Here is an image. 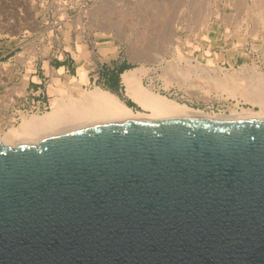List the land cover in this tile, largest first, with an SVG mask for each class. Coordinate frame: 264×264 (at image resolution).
Returning <instances> with one entry per match:
<instances>
[{"label":"water","instance_id":"water-1","mask_svg":"<svg viewBox=\"0 0 264 264\" xmlns=\"http://www.w3.org/2000/svg\"><path fill=\"white\" fill-rule=\"evenodd\" d=\"M0 264H264V117L0 141Z\"/></svg>","mask_w":264,"mask_h":264},{"label":"rangeland","instance_id":"rangeland-1","mask_svg":"<svg viewBox=\"0 0 264 264\" xmlns=\"http://www.w3.org/2000/svg\"><path fill=\"white\" fill-rule=\"evenodd\" d=\"M91 60L99 76L86 80L78 67L88 74ZM170 63L194 71L185 80L163 74ZM243 64L264 73V0H0V131L23 113L50 109L59 84L79 96L72 79L83 88L109 89L141 109L120 78L124 69L141 65V81L153 90L229 113L236 99L210 87L206 74L222 66L246 78Z\"/></svg>","mask_w":264,"mask_h":264},{"label":"bare ground","instance_id":"bare-ground-1","mask_svg":"<svg viewBox=\"0 0 264 264\" xmlns=\"http://www.w3.org/2000/svg\"><path fill=\"white\" fill-rule=\"evenodd\" d=\"M94 63V60H91L88 65L93 66ZM175 63L167 64L162 73L178 74L185 80L194 71L190 68L192 66H184L183 68L180 66L179 68ZM196 63L199 62L196 61ZM221 67L217 66L219 70L217 69L218 71L216 70L215 73H213L212 67V74L207 72L206 77H209L208 84H210V87L212 86L220 94L225 92L228 96L236 99L234 106L229 109V113L209 112L194 108L153 90L141 81L142 74L146 71V68L141 65L126 68L120 73L125 93L141 109L132 108L109 89L98 85L83 88L81 87V80L72 79V87L79 89V96L71 95V93L63 89L64 86L62 84H59L60 93L52 98L50 109L43 112L21 114L20 121L16 125H11L6 130L0 131V141L12 146L26 142H33L39 145L41 141L48 137L81 126L131 118L155 119L188 115H205L231 119L264 117V73L251 64H243L242 67L249 71L246 78H243L241 70H226ZM203 69L200 67L197 70L202 71ZM78 71L87 80L85 67L83 68L79 65ZM240 100L249 103L251 106H240Z\"/></svg>","mask_w":264,"mask_h":264},{"label":"built area","instance_id":"built-area-1","mask_svg":"<svg viewBox=\"0 0 264 264\" xmlns=\"http://www.w3.org/2000/svg\"><path fill=\"white\" fill-rule=\"evenodd\" d=\"M99 69H100V68H99L98 66H95V65H93L91 68H89V70H88V74H87V75H88V78H89V76H90V77H93L94 79H95V78H98V76H99V75H98V73H99V72H98Z\"/></svg>","mask_w":264,"mask_h":264},{"label":"trees","instance_id":"trees-1","mask_svg":"<svg viewBox=\"0 0 264 264\" xmlns=\"http://www.w3.org/2000/svg\"><path fill=\"white\" fill-rule=\"evenodd\" d=\"M115 82H112V84H114ZM129 104H132L131 102H128Z\"/></svg>","mask_w":264,"mask_h":264}]
</instances>
